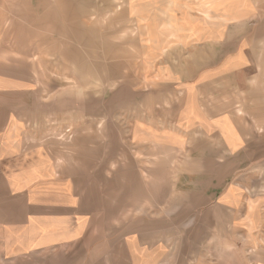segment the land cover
<instances>
[{"label":"crops","instance_id":"crops-1","mask_svg":"<svg viewBox=\"0 0 264 264\" xmlns=\"http://www.w3.org/2000/svg\"><path fill=\"white\" fill-rule=\"evenodd\" d=\"M1 1L0 264H264V0H100L145 44L131 154L148 161L121 163L113 201L92 189L90 148L81 179L26 144L38 76L88 8L24 0L16 17ZM168 153L184 162L155 161Z\"/></svg>","mask_w":264,"mask_h":264},{"label":"rangeland","instance_id":"rangeland-1","mask_svg":"<svg viewBox=\"0 0 264 264\" xmlns=\"http://www.w3.org/2000/svg\"><path fill=\"white\" fill-rule=\"evenodd\" d=\"M23 2L5 3L17 5L13 12L19 17ZM118 2L126 6L125 0ZM75 3L88 11L81 16L76 13L74 43H67V35L59 33L58 54L53 59L58 73L38 76L43 81L44 101L42 106L32 107L27 116L30 122L26 127V144L29 148L46 147L59 164H79L75 172L81 179L84 171H88L82 163L88 156L86 148H90L92 167L88 172L92 189L103 194L107 190L113 201L121 191L115 183L122 173L121 163L131 164L132 157L140 163L148 161L141 149L138 155L131 154L132 112L135 110L133 113L137 114L138 101L132 87L139 77L145 44L133 40L137 27L126 7V11L113 10L114 6L112 10H104L100 0H75ZM47 83L58 88L50 89ZM162 159H170L177 168L185 158L170 153L155 156L156 162ZM139 173L145 182L148 172ZM172 176L178 178L180 171L172 170ZM139 199L144 200V194Z\"/></svg>","mask_w":264,"mask_h":264}]
</instances>
